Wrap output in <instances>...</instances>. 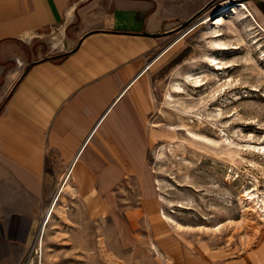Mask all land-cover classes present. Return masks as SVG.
<instances>
[{
  "label": "rangeland",
  "instance_id": "rangeland-1",
  "mask_svg": "<svg viewBox=\"0 0 264 264\" xmlns=\"http://www.w3.org/2000/svg\"><path fill=\"white\" fill-rule=\"evenodd\" d=\"M251 12L214 0L170 34L146 73L144 170L106 202L68 181L38 218L37 264H189L199 247L264 264V25Z\"/></svg>",
  "mask_w": 264,
  "mask_h": 264
},
{
  "label": "crops",
  "instance_id": "crops-1",
  "mask_svg": "<svg viewBox=\"0 0 264 264\" xmlns=\"http://www.w3.org/2000/svg\"><path fill=\"white\" fill-rule=\"evenodd\" d=\"M212 1L0 0V264H26L57 177L106 202L144 170L148 65ZM248 4L264 25V0ZM196 253L260 264L253 249Z\"/></svg>",
  "mask_w": 264,
  "mask_h": 264
},
{
  "label": "bare ground",
  "instance_id": "bare-ground-1",
  "mask_svg": "<svg viewBox=\"0 0 264 264\" xmlns=\"http://www.w3.org/2000/svg\"><path fill=\"white\" fill-rule=\"evenodd\" d=\"M238 6H240L241 7V9H246V6H245V4H237ZM228 7L226 6V7H224L222 10H220L219 11V13H221V12H223V11H225L226 9H227ZM218 13V14H219ZM215 31V30H214ZM215 33V32H214ZM218 35H220V33L218 32V33H215V35L214 36H218ZM213 45H214V48L216 47L217 49H226L227 47L224 45V44H222V43H220V42H217V41H214L213 42ZM210 59V64H212V65H214L215 66V68H217V69H222V65H221V63L219 62V60L217 61V58H215V57H211V58H209ZM68 173H66L65 175H63V177H62V179H61V182H60V184H59V186H58V189H57V192H56V194L54 195V197H53V199H52V201H51V203H50V205H49V207L47 208V210H46V218H49V216H50V213H51V211H52V209H53V207H54V205H55V202H56V200H57V193L58 192H60L61 190H63L64 188H66V189H71L66 183V181H67V178H68V175H67ZM249 194V193H248ZM250 196H252L251 194H250ZM249 197V196H248ZM261 207V206H260ZM263 208H264V206H263ZM262 209V208H261ZM263 211H264V209H263ZM215 229V228H214Z\"/></svg>",
  "mask_w": 264,
  "mask_h": 264
},
{
  "label": "built area",
  "instance_id": "built-area-1",
  "mask_svg": "<svg viewBox=\"0 0 264 264\" xmlns=\"http://www.w3.org/2000/svg\"><path fill=\"white\" fill-rule=\"evenodd\" d=\"M26 264H37V263L33 260V252H31V255H30L29 259L27 260Z\"/></svg>",
  "mask_w": 264,
  "mask_h": 264
}]
</instances>
